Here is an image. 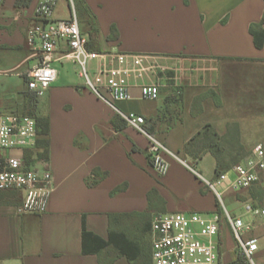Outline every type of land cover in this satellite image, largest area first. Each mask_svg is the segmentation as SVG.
I'll list each match as a JSON object with an SVG mask.
<instances>
[{
  "label": "crops",
  "instance_id": "1",
  "mask_svg": "<svg viewBox=\"0 0 264 264\" xmlns=\"http://www.w3.org/2000/svg\"><path fill=\"white\" fill-rule=\"evenodd\" d=\"M41 1L0 2V114H24L31 108L25 79L36 61L26 35L37 21ZM83 2L82 9L95 17L102 51L150 55L169 71L172 80H160L156 101L142 100L133 88L130 101L115 105L145 119V129L170 152L164 154L169 169L159 176L150 165L146 137L83 84L61 82L58 71L56 82L37 99L35 108L49 120V147L48 159H36L33 165L50 171L52 192L40 213L19 210L21 191L0 192V264H152L150 223L155 214L210 215L219 208L215 194L188 168L213 180L215 159L205 153L194 161L183 151L211 125L207 116L221 122V116L244 114V126L230 117L213 129L221 137L232 135L230 139L249 154L257 143L264 146V75L232 73L243 64L264 69V46L256 49L249 31L262 19L264 0ZM83 10L80 31L87 36L90 20ZM68 19L54 12L50 17ZM112 27L116 40H108ZM65 51L62 43L59 53ZM65 63L57 64L63 68ZM170 87L179 88V96L177 103L167 105L174 94ZM23 153L0 151L6 157ZM7 194L15 200L3 201ZM229 197L236 205L251 202L264 209V171L258 184ZM226 229L234 239L228 225ZM253 231L258 240L264 239V222ZM117 243L125 245L124 253H119ZM221 248L220 264L237 260L235 240L228 248L221 242ZM108 255L114 258L106 261ZM255 261L264 264L260 243Z\"/></svg>",
  "mask_w": 264,
  "mask_h": 264
},
{
  "label": "built area",
  "instance_id": "2",
  "mask_svg": "<svg viewBox=\"0 0 264 264\" xmlns=\"http://www.w3.org/2000/svg\"><path fill=\"white\" fill-rule=\"evenodd\" d=\"M55 4L56 0L41 1L35 11L37 21L27 31L26 42L31 58L36 61L26 74L27 90L37 97L43 96L58 78L56 64H72L85 89L112 107L127 125L146 137L150 165L159 176L165 175L169 165L164 154L170 152L145 129L142 116L123 113L115 105L130 101L133 88L139 90L142 100L156 101L160 80H172L169 71L150 55L88 50V37L81 33L75 11L70 12L68 20H50ZM62 43L66 45V51L59 53ZM35 146L34 118L17 113L0 114V151L24 152L18 157L0 155V192L21 191L24 194L19 207L21 212H43L52 192L50 171L26 164L25 153ZM188 168L222 202L218 188L240 192L260 182L264 171V146L257 143L248 157L213 180H206L193 168ZM243 210L241 215H232L219 204V212L210 215L198 212L155 214L150 223L151 263L220 264L219 234L225 223L245 263L256 264L259 240L245 238V235L252 232L259 221L264 222V209L244 202Z\"/></svg>",
  "mask_w": 264,
  "mask_h": 264
},
{
  "label": "trees",
  "instance_id": "3",
  "mask_svg": "<svg viewBox=\"0 0 264 264\" xmlns=\"http://www.w3.org/2000/svg\"><path fill=\"white\" fill-rule=\"evenodd\" d=\"M76 2L79 6L80 12H82V4L84 3L83 0H76ZM83 11H85L90 20V29L87 33V48L88 50L93 52H102L99 43L100 33L95 24V17L89 12L87 8H85ZM263 26L264 13L261 21L256 24H252L249 29L256 49H262L264 46ZM116 39H118L117 31L115 27H112L108 40ZM29 93V101L31 108L28 110V112H25L24 114L34 118L35 120L36 146L33 150L26 151L25 153L26 164L28 166L33 164L36 159L47 160L49 147V120L47 117L42 116L36 112L35 108L37 104V99L39 97H37L36 94L33 92ZM178 96L179 90H176V92H174V94L166 100L167 105L173 102L177 103ZM231 137L233 138L232 135L221 137L215 132L211 125H206L189 142L184 145L183 151L188 157H190L194 161H198L205 153H209L216 161L214 176V178H216L220 174L229 171L234 165L239 164L241 161H243L246 157L249 156V153L245 151V148L240 145H237L238 141L230 139ZM1 199L2 196L0 195V200ZM216 212H219V208ZM109 245H106V247H108ZM117 245V250L120 254L126 251L125 245L118 243ZM231 264H245V259L240 255L239 251L237 260Z\"/></svg>",
  "mask_w": 264,
  "mask_h": 264
},
{
  "label": "rangeland",
  "instance_id": "4",
  "mask_svg": "<svg viewBox=\"0 0 264 264\" xmlns=\"http://www.w3.org/2000/svg\"><path fill=\"white\" fill-rule=\"evenodd\" d=\"M73 11L76 12L78 19L80 21V29H82L84 27L83 21H82L81 12H80V9H79V6H78L76 0H57L56 4L54 6V9H53L54 15H58L59 17H61V19L69 18L70 12H73ZM55 67L60 72V77H61L60 81L61 82L71 83V84H83V80L78 78L76 72L74 71V67L72 64L65 63L63 68L59 64H56ZM232 73L235 76L247 75V76H253L255 78L256 76H260L261 74L264 75V69H260L259 66H257L256 64H243V65H239V66L235 67V71H232ZM167 82L169 83V81H167ZM252 85H255V84H252ZM170 89L173 90V92H176V90H178L179 88L170 87ZM229 96L230 95H228V94L226 95V97H227V98L225 97L226 102H228L230 100ZM233 96H235V94ZM41 98H43V97L41 96ZM231 101L234 102L233 104L236 103V99H234V98ZM230 117L233 118V120L237 123V125H239V123L242 126H244L246 124L245 123L246 116L244 114H238V115H234V116H230V115L221 116V119H222L221 122H214L212 115L207 116V119L212 122L211 127L213 128V125L216 127L223 125L224 119L225 118L229 119ZM218 191L222 194V202H219L220 207L222 209H226L232 215L243 214V212H244L243 204H237L236 205L232 201L231 197H229V196H233L236 192L229 191L230 192L229 195L224 194V192H227V191L224 190L222 187L218 188ZM10 195H12V194H10ZM8 196H9V194H7V196L4 197L3 201H14L15 200L14 198L9 199ZM211 217H213V216H211ZM248 237L258 238V236L254 233V231L245 235V238H248ZM233 240L234 239L230 236L228 230L226 229V224L223 223L222 228H221V233H220V241L222 242V244H224L228 248L229 246H231V243L233 242ZM221 242H220V244H221ZM259 243L264 245V239H260ZM222 250L223 249L220 248V255H221ZM113 258H114L113 255H108L106 258V261H109ZM256 264H258L257 261H256Z\"/></svg>",
  "mask_w": 264,
  "mask_h": 264
}]
</instances>
